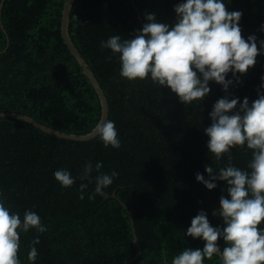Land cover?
Instances as JSON below:
<instances>
[{
  "label": "trees",
  "instance_id": "trees-1",
  "mask_svg": "<svg viewBox=\"0 0 264 264\" xmlns=\"http://www.w3.org/2000/svg\"><path fill=\"white\" fill-rule=\"evenodd\" d=\"M66 0H5L0 10V113L16 112L66 133H89L102 114L99 96L82 66L65 42L62 16ZM183 0H74L69 32L88 63L109 103L107 120L115 122L121 140L119 149L105 147L94 137L73 140L10 116L0 117V191L13 211L36 212L47 227L21 233L19 258L29 264L32 240L38 256L35 264H125L137 253L128 211H132L141 255L130 264H164L185 248H200L204 241L186 236L192 218L203 210L212 226L223 227L213 216L219 207L225 182L208 190L196 180L208 178L206 165L225 166L208 152L204 128L211 125L214 103L226 93L210 82L202 101L183 104L167 87L150 80L130 82L119 76L118 59L100 42L112 35L134 37L152 13L170 26L176 22L175 5ZM2 0H0L1 6ZM227 11H240L242 38L264 40V0H225ZM240 83L228 93L251 104L258 98L264 77V54ZM226 79H234L231 73ZM231 163L244 169L251 159L246 147L231 150ZM103 163V173L118 176L96 195L90 183L80 199L79 179L62 188L54 179L58 169L78 177L86 163ZM97 175L93 171V176ZM87 183V181H83ZM115 195L117 197H115ZM264 226V224H262ZM218 245L224 242L218 239ZM166 254V255H165ZM219 264V259H205Z\"/></svg>",
  "mask_w": 264,
  "mask_h": 264
},
{
  "label": "clouds",
  "instance_id": "clouds-1",
  "mask_svg": "<svg viewBox=\"0 0 264 264\" xmlns=\"http://www.w3.org/2000/svg\"><path fill=\"white\" fill-rule=\"evenodd\" d=\"M174 11L176 22L172 26L158 22L154 14L148 13L146 23L134 37L112 35L100 42L102 49L110 50L109 59H118L122 79L150 80L160 88L167 87L185 105L208 96L210 82L221 85L226 93L214 103L209 113L211 125L204 132L208 152L216 161L228 154L229 162L218 169L206 165L207 179L196 174V180L208 190L216 189L218 181L225 182L223 191L227 195L220 196L219 207L213 212V216L222 218L224 226H212L207 213L199 211L185 235L204 241L203 248H185L172 257L171 264H205V259L213 257L219 259V264H264V94L258 92V98L250 104L247 97L241 102L228 93L234 80L240 83L237 74H245L255 65L256 57L264 54V40L259 41L258 49L255 35L242 38V13L227 11L225 0H183ZM229 73L234 79H226ZM261 81L260 87L264 88V77ZM89 135L97 137L106 148L121 146L112 120L97 121ZM234 147L250 151L246 168L231 163ZM102 168V162L95 166L88 162L78 177L64 168L53 175L62 188L73 186L77 179L82 181L81 200L93 182L95 188L88 199H95L96 195L107 198L104 190L113 184L118 173H103ZM93 171L97 175L93 176ZM33 229L41 234L47 231L36 212L25 210L21 216L5 202L0 191V264H22L18 255L21 233ZM218 239L223 240V247L218 245ZM39 243V237L32 240L27 253L29 264H35V245Z\"/></svg>",
  "mask_w": 264,
  "mask_h": 264
},
{
  "label": "water",
  "instance_id": "water-1",
  "mask_svg": "<svg viewBox=\"0 0 264 264\" xmlns=\"http://www.w3.org/2000/svg\"><path fill=\"white\" fill-rule=\"evenodd\" d=\"M4 1L5 0H2L0 10L3 8ZM73 2H74V0H66L65 4H64L63 16H62V25H61L62 36H63L65 42L67 43V45L69 46L72 54L76 57V59L78 60V62L82 66L84 73L90 79L93 87L95 88V90L99 96L101 106H102V114H101L100 120H107L108 116H109V103H108V99H107V96L105 94V91H104L103 87L101 86L100 82L98 81L97 77L93 73V71L90 69L88 63L85 61L84 57L80 54L79 50L75 46V44H74V42L70 36L69 21H70V11L72 9ZM0 15H1V11H0ZM1 116H10V117H15V118H19V119H24V120L36 125L37 127H40L44 131H47L51 134H54V135H57V136L63 137V138H69V139H73V140H89V139H92L95 137V136H90L89 133L77 135V134H73V133L62 132L60 130L51 128L47 125H44V124L36 121L31 116L22 115V114H19L16 112H1L0 117ZM115 197H117V196L115 195ZM120 201L123 204V206L126 208V210L128 211V214H129V217L131 220V224H132L133 236H134L133 242L137 246V253L135 254V256L130 258L125 263V264H130L141 255L142 251H141L139 238L137 237V234H136L133 213L130 210V208L122 200H120Z\"/></svg>",
  "mask_w": 264,
  "mask_h": 264
}]
</instances>
